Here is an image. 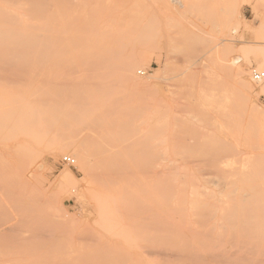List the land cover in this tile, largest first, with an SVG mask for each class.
Masks as SVG:
<instances>
[{
	"label": "rangeland",
	"instance_id": "374dc122",
	"mask_svg": "<svg viewBox=\"0 0 264 264\" xmlns=\"http://www.w3.org/2000/svg\"><path fill=\"white\" fill-rule=\"evenodd\" d=\"M49 4L67 50L0 55V264H264V0Z\"/></svg>",
	"mask_w": 264,
	"mask_h": 264
},
{
	"label": "bare ground",
	"instance_id": "6f19581e",
	"mask_svg": "<svg viewBox=\"0 0 264 264\" xmlns=\"http://www.w3.org/2000/svg\"><path fill=\"white\" fill-rule=\"evenodd\" d=\"M48 1V0H47ZM50 3V0L48 1ZM48 2H46V0H0V55H5V54H10L12 55V53L14 54H19V56H22L23 54L27 55L28 54H36L38 56L40 55H43V56H40V57H44L46 56V54H54L56 56V54H61V53H64V50L66 49L65 46H68L66 45V41L63 42L62 40H59V38L61 39L62 37L59 36L58 38V29L60 27V22H61V14H60V10L57 9L54 7V6H51ZM52 2V1H51ZM54 4V3H53ZM258 8V7H257ZM261 12V11H260ZM256 14V13H255ZM260 15V14H259ZM264 21V19H263ZM264 23V22H263ZM262 23V24H263ZM261 24H259L260 26ZM261 28L264 29L263 26H261ZM62 31V30H61ZM261 31V30H260ZM61 34V33H60ZM63 36V35H62ZM71 41V40H70ZM76 41V40H75ZM74 42V41H73ZM72 42V43H73ZM70 43V42H69ZM71 43V46L73 45ZM77 43V42H76ZM79 43V42H78ZM70 46V47H71ZM75 46V45H73ZM79 47V46H78ZM68 48V47H67ZM74 48V47H73ZM72 48H70V51ZM67 50V49H66ZM249 52V51H248ZM259 52V51H258ZM245 53V52H244ZM246 54V53H245ZM23 55V56H25ZM264 59V58H263ZM43 60H37L36 62L34 61V63H38L34 69H36V67L39 66V68L37 69H40L41 68V71H43L44 73V70H42V66L44 67L45 63V69L46 66H47V62L43 61ZM27 62V61H26ZM25 64H28V62ZM33 62V61H32ZM29 63H31V61H29ZM124 63V68H123V73H124V76L127 80H130L134 83H138L136 77H135V68H136V61L134 60H131V61H128V62H123ZM24 64V65H25ZM30 66L32 65L29 64ZM40 65H42L40 67ZM26 66V65H25ZM27 65V67H30ZM261 67H263L264 69V65ZM260 67V68H261ZM259 68V69H260ZM44 69V68H43ZM257 72V71H255ZM259 73H263L264 74V70L263 72H259ZM35 75V74H34ZM36 75H38L36 73ZM247 74H244L242 71H237L236 73V79H237V84L239 86V89L242 91V92H247L250 94H252L253 90H254V86L253 84L247 79L246 77ZM43 81L45 83V75H43ZM27 77V76H26ZM34 77V76H33ZM39 77V76H38ZM37 78V77H36ZM19 79V78H18ZM40 79V77L38 78ZM42 79V78H41ZM235 79V80H236ZM22 82H25V79L21 78ZM20 80V82H21ZM32 80V79H31ZM234 80V81H235ZM16 83H19V81L17 82V80H15ZM15 81H11L12 84L15 83ZM36 81V79H35ZM255 81V80H254ZM11 82L9 84H11ZM34 82V81H33ZM32 82V83H33ZM42 82V80L40 81ZM256 82V81H255ZM15 83V84H16ZM30 85H31V82H29ZM236 83V82H235ZM258 83V82H257ZM22 86V84H21ZM41 86H44L43 85V82H42V85ZM13 87V86H12ZM17 87V86H16ZM45 88V87H44ZM40 90V89H39ZM261 91L264 92V86L261 88ZM22 93V92H21ZM31 98H32V94H31ZM31 98L29 97L30 99V102L33 101L31 100ZM239 98V97H238ZM17 100V99H16ZM42 101V99H41ZM45 101V100H44ZM17 102V101H15ZM34 102V101H33ZM43 103V102H42ZM43 108V107H42ZM41 112V111H40ZM257 114L260 115L261 117H264V108H258L257 110ZM16 115V114H15ZM24 115V111L20 108V110L17 111V116H21ZM14 116V114H13ZM25 117V115H24ZM26 118V117H25ZM56 118V117H55ZM13 119V118H12ZM224 125V124H223ZM7 126V125H6ZM225 126V125H224ZM218 127V126H217ZM3 129V128H2ZM12 129V128H11ZM222 129V128H221ZM225 129V128H224ZM227 130V129H226ZM229 131V130H228ZM68 153L71 152L75 157L78 158V161H79V164H78V168L82 169V170H86L87 169V164L90 163L89 161V158L87 156V153L85 150H83L82 148H76L74 149L73 151L71 150H68L67 151ZM59 155V152L55 151L53 152V156L54 157H58ZM66 157V156H65ZM68 157H71V156H68ZM73 158V157H72ZM75 163H76V160H75ZM75 165V164H74ZM73 165V166H74ZM71 166V165H70ZM75 175L72 171H67L66 173H64L60 180L61 182L65 181V182H71V181H74L75 180ZM190 184V183H189ZM169 186V185H168ZM168 186L166 187V189L168 188ZM172 186V185H170ZM162 187V186H161ZM173 187V186H172ZM170 188V187H169ZM180 188V187H179ZM182 188V187H181ZM164 189V188H163ZM172 189V188H171ZM165 190V189H164ZM183 190V189H182ZM202 190V189H201ZM163 191V190H162ZM181 192H184L181 191ZM159 193H161V191L159 190ZM167 193V192H166ZM175 193V189H174V192ZM204 193V192H203ZM202 193V194H203ZM165 194V192L163 193ZM181 193H179L180 195ZM185 194V193H184ZM160 195V194H159ZM171 195V194H170ZM174 195V194H173ZM182 195V194H181ZM167 196V194H166ZM183 196V195H182ZM181 197H178L179 199L182 198ZM161 197V196H160ZM163 197V196H162ZM174 197V196H173ZM205 197V196H204ZM170 198V197H169ZM168 198V199H169ZM186 198V197H185ZM183 199V198H182ZM173 201V200H172ZM180 201V200H179ZM186 201V200H184ZM183 201V202H184ZM176 202V201H175ZM195 202V201H194ZM186 203V202H185ZM190 203V202H189ZM179 204V203H178ZM195 204V203H194ZM201 204V202H200ZM198 204L199 206V209L201 208V205ZM167 208L169 207V205H166ZM174 206V205H173ZM179 206V205H178ZM183 206V204L181 205V207ZM196 206V207H198ZM158 207H160L158 205ZM191 207V206H190ZM166 208V207H165ZM193 208V207H192ZM178 209V208H177ZM198 209V210H199ZM171 212L174 211L172 209H170ZM169 210V211H170ZM183 210V209H182ZM186 210V209H185ZM193 210V209H192ZM195 210V209H194ZM175 211H178V210H175ZM184 211V210H183ZM180 212V210H179ZM176 213V212H175ZM182 213V212H181ZM185 213V211H184ZM183 213V215H185ZM193 213V212H192ZM162 214V212H161ZM195 214V213H194ZM174 215V213H173ZM179 215V214H177ZM176 215V216H177ZM175 216V215H174ZM201 216V215H200ZM181 217L182 214H181ZM185 217V216H184ZM192 217H195V216H192ZM174 218V217H173ZM179 218V217H178ZM197 218V217H195ZM203 218H204V215H203ZM201 218V220L203 219ZM210 218V217H209ZM171 219V218H170ZM192 219V218H191ZM163 220V219H162ZM194 220V219H192ZM197 220V219H195ZM165 221V220H164ZM176 220H174L175 222ZM205 221V220H203ZM179 222V221H178ZM197 222V221H196ZM210 222V221H208ZM180 223V222H179ZM221 223V222H220ZM182 224V223H181ZM202 224V223H201ZM196 225H198V223H196ZM205 225V226H204ZM202 224V226H204V228L206 227V223L205 224ZM187 226V225H186ZM215 225H213L214 227ZM179 228V227H178ZM188 228V227H186ZM200 230L202 229L201 226L199 227ZM210 228V227H209ZM208 228V229H209ZM190 229V228H188ZM207 229V231H208ZM212 230V229H211ZM170 231V229L168 230ZM190 231V230H189ZM199 231V230H198ZM214 231V230H212ZM161 232H163L161 230ZM174 232V231H173ZM179 232V231H178ZM184 232V231H183ZM194 232V231H193ZM220 232V231H219ZM187 233V232H186ZM185 233V234H186ZM196 233L198 232H195V236L197 235ZM209 233V232H208ZM164 234H165V231H164ZM167 234V233H166ZM165 234V235H166ZM170 234V233H168ZM178 234V233H177ZM181 234V233H180ZM192 234V232H191ZM201 233H199L198 235H200ZM204 234V233H203ZM203 234L201 236H203ZM211 234V233H209ZM213 234V233H212ZM171 235V234H170ZM179 235V234H178ZM205 235H207L205 233ZM217 235V234H216ZM168 236V235H167ZM193 236V235H192ZM208 238H209V235H207ZM162 235L160 236V239ZM166 237V236H165ZM204 237V236H203ZM167 239V238H166ZM182 240V239H181ZM201 240V238H200ZM160 241H163V240H160ZM167 241H170L169 239ZM199 241V240H198ZM206 241V240H205ZM166 242V241H165ZM184 242V241H183ZM197 242V241H195ZM217 242V241H216ZM219 242V241H218ZM171 243V242H170ZM185 243V242H184ZM164 244H167V243H164ZM172 244H176V243H172ZM179 245V243H177ZM198 244V243H197ZM170 245V244H169ZM199 245V244H198ZM173 247V245H172ZM171 247V248H172ZM177 247V246H176ZM204 247V246H203ZM175 248V247H174ZM164 249V248H163ZM216 249V248H215ZM172 250V249H171ZM182 250V249H181ZM190 250V249H189ZM184 251V250H183ZM172 252V251H171ZM186 252V251H184ZM191 252V251H190ZM189 255V253H188ZM188 255H184V256H188ZM179 256V255H178ZM190 256V255H189ZM207 256V255H205ZM203 257V256H201ZM200 257V258H201ZM208 257V256H207ZM179 258V257H178ZM182 258V257H180ZM179 258V259H180ZM184 258V257H183ZM189 258V257H188ZM191 258V257H190ZM193 258V256H192ZM195 258V256H194ZM193 258V259H194ZM199 258V259H200ZM208 258H213V257H208ZM182 260V259H181ZM189 260V259H188ZM191 260V259H190ZM198 260V259H197ZM210 260V259H209ZM175 261V260H174ZM184 261V259H183ZM205 261V260H204ZM168 262V261H167ZM170 262V261H169ZM182 262V261H181ZM188 262V261H187ZM196 262V261H195ZM194 262V264H195ZM207 262V261H206ZM184 263V262H183ZM182 263V264H183ZM190 263V262H188ZM193 263V262H192ZM191 263V264H192ZM176 264V263H175ZM181 264V263H180ZM198 264V263H197ZM201 264V262H200ZM203 264V263H202Z\"/></svg>",
	"mask_w": 264,
	"mask_h": 264
},
{
	"label": "built area",
	"instance_id": "2783aa9c",
	"mask_svg": "<svg viewBox=\"0 0 264 264\" xmlns=\"http://www.w3.org/2000/svg\"><path fill=\"white\" fill-rule=\"evenodd\" d=\"M253 80H255L256 82H258V83H260V82H264V74L262 73H259V72H254L253 73ZM62 162L64 163V164H67V165H71V166H73L74 164H75V159L74 158H72V157H68V156H66V157H64L63 159H62Z\"/></svg>",
	"mask_w": 264,
	"mask_h": 264
}]
</instances>
